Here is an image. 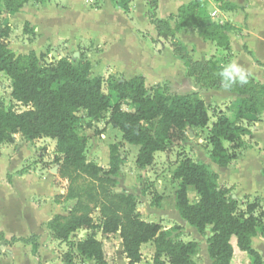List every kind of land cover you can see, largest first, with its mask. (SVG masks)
Wrapping results in <instances>:
<instances>
[{
	"label": "trees",
	"instance_id": "16d2710c",
	"mask_svg": "<svg viewBox=\"0 0 264 264\" xmlns=\"http://www.w3.org/2000/svg\"><path fill=\"white\" fill-rule=\"evenodd\" d=\"M113 1L126 14L131 12V0ZM217 1L224 11L237 9L224 0ZM46 2L0 0V17L3 12L14 15L28 5ZM158 2L151 0L152 22L160 38L172 40L174 54L184 62L188 76L203 90L227 89L239 96L235 105L214 113L215 122L209 131L210 158L218 167L228 169L236 160V152L242 148L244 137L252 133L250 124L259 121L264 113V84L249 75H246L247 83H230L222 76L226 67L214 59L195 61L187 48L176 40L183 29H200L204 41L225 50L231 49L228 33L233 30L232 26L212 22L201 2L192 1L182 6L177 15L156 19ZM8 37L9 30L5 28L0 32V74H6L12 81L13 101L29 109L16 112L0 105V145L15 143L17 135L28 140H55L60 177L70 183L67 197L76 200V205L70 216L56 215L48 223L53 237L69 243L78 232L93 231L87 239H78L75 244L77 257L96 264H110L104 243L94 234L97 226L92 214L94 209H99L102 235L106 238L118 235L122 239L129 264L142 262L141 248L150 242L155 245L153 264H198L194 260L197 242H183L175 234L178 228L164 230L159 224L142 220L133 196L112 193L105 188L112 177L120 174L123 153L119 145L111 147L108 170L88 162V139L78 131L82 120L79 113L84 112L85 117L94 122L109 113L108 124L121 132L126 143L140 147L136 165L146 169L154 164L156 153L166 152L170 145L181 146L191 132L196 134V131L208 128L211 106L198 92L169 94L159 86L149 90L142 76L110 83L108 87L112 92L106 94V80L92 77V66L88 61L63 58L56 64L40 65V56L35 52L15 55L6 42ZM112 94L117 98L114 105ZM125 101L132 110L123 109ZM173 174L179 182L176 208L181 218L201 235L212 226L207 243L213 264L232 263L234 240L237 247L252 258L253 264H264L261 255L252 247L254 237H264V210L257 211V202L250 203L246 211L239 210L229 188L220 186L218 173L191 158L181 160ZM79 178L89 179L93 186L85 191L76 190L75 183ZM190 188L199 197L194 203L189 199ZM36 239V236L13 238L12 242L38 247ZM75 259L73 250L62 256L64 264H75Z\"/></svg>",
	"mask_w": 264,
	"mask_h": 264
},
{
	"label": "rangeland",
	"instance_id": "374dc122",
	"mask_svg": "<svg viewBox=\"0 0 264 264\" xmlns=\"http://www.w3.org/2000/svg\"><path fill=\"white\" fill-rule=\"evenodd\" d=\"M135 2L136 0H131L130 13L133 14L131 21H134L136 26L144 28L135 33L145 41V44L136 41V36L133 35L134 39L130 36L134 25L129 23L127 15L119 9H114L106 0H103L102 11L95 9L99 7L100 0H47L45 4L34 3L14 15H8L5 12L0 17V32L8 28L9 37L6 42L15 55H28L35 51L40 56V65L56 64L63 58L75 62H78L80 58L88 61L92 66V77H103L106 80L104 86L106 94L112 92L108 84L126 82L137 76L144 77L145 85L149 90H154L159 86L169 94L182 95L192 91L200 92L201 97L212 108L209 127L196 131L192 137L189 135L181 146L170 145L166 152L156 153L154 164L146 169H140L136 165L140 147L126 143L121 132L108 124L109 113L104 114L103 119L99 122H94L87 119L84 112H80L79 116L82 120L78 131L81 136L88 139L86 150L88 162L96 163L105 170L109 169L111 147L120 146L124 156L122 170L117 177H112L111 182L106 183L105 188L112 193L133 196L142 220L159 224L164 230L178 228L175 234L183 242H190L189 240L197 242L198 250L194 260L196 261L198 258L202 262L205 258L204 243L207 237L212 234V226H208L205 234L201 237L193 238L191 233L193 227L181 218L176 208V192L179 189V182L174 179V170L178 163L185 158L203 163L213 172L218 173L220 186L229 188V194L237 201L239 210L246 211L247 206L254 202L259 204L257 211L264 210V114L261 115L257 123L250 124L252 133L244 137L242 148L236 152V160L230 167L226 169L215 165L210 158L209 131L212 123L215 122L214 113L220 108L225 111L230 108L228 104L232 102V99L220 92L221 89H199L193 79L185 73L183 62H180L174 55L173 50H169V45L173 49L172 40L158 37L159 41L163 42V45H159V41L151 36L149 25L146 26V23L152 22L151 0H144L146 7L142 0ZM162 3L163 8L166 0H162ZM253 8V13L259 18L258 25L260 28H264V6L259 8L254 4ZM44 17L50 21L44 22ZM232 18L228 19L230 20L229 25L232 26L233 33L238 37L243 32L244 26H240L241 23ZM102 21L105 23L101 24ZM36 28H39L43 35H38ZM100 31L106 32L108 40H111L113 44L110 41L105 43L93 41ZM198 34V31L188 34L187 40L193 46L194 53L200 59L205 60L209 53L214 52L216 46L212 43L207 45L198 43L197 40L195 41L197 37H194ZM241 38L243 37L241 36ZM215 54L218 57L212 58L218 59L224 67L230 65V60L234 58L232 49L219 48ZM114 58L122 59L114 61L112 60ZM225 91L231 93L227 89ZM11 93L12 81L6 74L1 73L0 105L16 112L29 109V107H24L13 101ZM116 103L117 98L115 94H112V104ZM123 109L132 110L133 108L125 101ZM15 142L21 147H35L36 150L34 157H28L29 159L23 165L19 161L20 158L10 160L8 157H3L5 159L0 160V211L6 210L8 215L11 213V216L18 220L19 235L27 236L30 230L23 225V220L33 215L32 196L38 199L40 195L47 199L50 193L46 172L37 175L36 171L37 169L48 170L59 166V163L56 162L59 157L56 154L55 140L49 138H42L41 141L28 140L17 135ZM5 145L7 144H2L0 149ZM9 173L27 174L25 178H17L20 180L17 185L20 186L16 189V194H13V190L7 187L8 181L11 179ZM22 179L25 181L21 183ZM55 185L59 188L62 184L57 179ZM69 186L68 182L65 187L67 193L64 199L57 195L58 201L66 206L67 216H70L76 205V200H70L67 197ZM92 186L93 183L86 178H79L75 183V189L81 191L88 190ZM189 199L193 203L199 199L193 188L189 189ZM157 202H160L159 206L156 205ZM92 217L97 226L94 234L98 240L104 243L107 259L115 264H123L122 240L118 235L110 238L102 235L99 228L102 221L99 209H94ZM92 232L83 230L78 232L76 237H72L69 243L61 242L59 245L60 254L63 256L64 253L73 250L76 256L75 264H96L95 261L77 257L75 251L78 239H87ZM23 246L17 250L16 264H33V261L30 260V252L28 249L24 250ZM152 246L155 247L154 243L150 242L144 248L145 255L148 256Z\"/></svg>",
	"mask_w": 264,
	"mask_h": 264
},
{
	"label": "crops",
	"instance_id": "0c3cea01",
	"mask_svg": "<svg viewBox=\"0 0 264 264\" xmlns=\"http://www.w3.org/2000/svg\"><path fill=\"white\" fill-rule=\"evenodd\" d=\"M100 1H101V3L99 5V7L95 8V9L102 11L103 10V6H102L103 0H100ZM106 1L109 4H111L114 7V9H119L121 12H123L125 15H127V17H128L127 19L129 21V23L134 25L132 35H130V36H132V38H133V35L136 36V41L141 42V44L144 42V44H145V41H143L141 38H139L138 34L136 35V33H135L139 29L143 30L144 28H140V27L136 26L134 24V21H131V17H133V14L132 15H131V13L129 15L126 14L124 12V10L113 0H106ZM137 1L138 0H136V2ZM142 1L145 4L144 0H142ZM192 1L193 0H166L165 7L162 8V4H163L162 0H159L158 7H157V10L155 12L156 19H167L171 15H177L179 9L182 6L188 5ZM224 1L229 3V4H232L235 7H237V9L233 10V11H224L219 7V9L221 11V13L219 14V17L225 21H228V25H229V21H230L228 19L230 17H233L232 19L236 20L238 23H241L240 26H242V25L244 26L243 32H241L238 35V37L235 33H233V31L228 33L229 38H230V42H231L232 53L234 54V58H232L230 60V65L235 64L237 67H239L243 70L245 75L252 76L257 82L264 84V28H260V26L258 25V22H259L258 19L259 18L256 17V15L252 11L254 9L253 8L254 4H256L257 7H259V8L264 6V0H224ZM133 4L134 3L132 2V5ZM219 6H220V3H219ZM145 7H146V4H145ZM203 9L209 15V18H210V14L212 11H214L215 7L211 3H206V4H203ZM132 10H133V8H132ZM4 14H5V12H3V15ZM6 14L12 15V14H9L8 12H6ZM47 20H48V18H45V17L43 18L44 22H46ZM144 20L146 21V17L144 18ZM147 20H148V17H147ZM210 20H212V19H210ZM48 21H50V20H48ZM104 23L105 22L102 21L101 24H104ZM148 25H149V28L151 30L150 31L151 36L155 37L156 41H159L160 38H158L159 36H158L157 30L155 28V25L152 22H149V24L146 23V26H148ZM145 28H147V27H145ZM195 31L199 32L198 36H194V37H197V39H195V41L197 40V42L200 43L201 45H207L208 43H211V42H206L203 40V38H202L203 31L202 30L193 29V28H186V29H183L182 31H180L176 36V40L181 41L180 43H182L187 48L190 56L195 61L206 62L210 59H214L212 57L217 56L215 53L217 51H219V47L216 46V44H215L216 47L214 48V52L209 53V56L205 60L202 58L200 59L194 53V48L191 44H189V42L187 40V37H188L187 35L188 34L190 35L191 33L195 32ZM36 32L38 35L42 34L40 32L39 28H36ZM241 36L243 38H241ZM94 40H96V43H105L107 41L108 42L110 41V43L112 42L111 40H108V36H107L106 32H104V31H100V34L96 35V38H94L93 41ZM162 43L163 42H160V41L158 42L159 45H163ZM112 44H113V42H112ZM212 44H214V43H212ZM168 47H169L170 51L173 50L171 45H169ZM168 47H166V49H168ZM247 47H249V49H247ZM32 52H35V51H32ZM173 52H174V50H173ZM204 58H206V57H204ZM120 59H122V58H120ZM120 59L114 58L112 60L116 61V60H120ZM178 59L180 62H183L180 58H178ZM129 60H130V57H129ZM214 60L218 61V59H214ZM183 64H184V62H183ZM230 65H228V66L226 65V67L228 68ZM184 66H185V64H184ZM184 68H185V73L188 76V71H187L186 66ZM189 78H191V77H189ZM193 81H194V79H193ZM197 87H199V86L197 85ZM199 89H201V88L199 87ZM201 90H203V89H201ZM215 90H217V89H215ZM225 90L221 89L220 92H223L225 95L228 96V98L232 99L231 100L232 102L228 104L229 107H231V106L235 105L239 96L237 94H234V93H232V94L228 93ZM193 92H198V91H192L189 93H193ZM198 93L200 94V92H198ZM174 94H177V93H174ZM219 110L225 111V109H222V108H220ZM213 123H212V125H213ZM41 140L42 139H37L36 141H41ZM35 150H36L35 147H32V148H29L28 146L21 147L18 145L17 142H15L13 144H7V145L3 146L2 149H0V160L5 159L3 157H8V159H10V160H12L14 158H20L19 161H20L21 165H23L30 157H34ZM59 171H60V166H55L51 169L49 168L48 170H41V169L38 170L37 169V171H36L37 175H39L43 172H46V177H47L46 181H47L48 186L50 185V187H48L50 189V193H49L47 199H45V196L42 197L39 195L38 196L39 200H38L37 197L32 196L31 199H33V202H32L33 203L32 204L33 205V215L28 217V218H25V220H23V222H24L23 225L27 226V228L30 230L29 235H27V236L19 235L18 223H17L18 220H16V218H14L13 216H11V213H10V215H8L7 212H5L6 210L0 211V213H1L0 214V219H1L0 221H2V222H0V264H16L17 250L22 245H24L23 246L24 250L28 249V251L30 252V254H31L30 260L33 261V264H64L63 260H62V255L60 254V248H59V245L61 242L53 237V234L51 233V231L48 229V226H47L48 223L50 221H52L56 215L67 216L66 206L64 203L58 201L57 195L62 196V199H64V196L67 193V190L65 187L67 186L68 181L64 180L60 177ZM9 175L11 176V179L8 181L9 184L7 185V187H9V189L11 188V190H13L12 191L13 194L14 193L16 194V189L19 188V186H20V185H17L18 182H20V180H18L17 178H20V179L25 178V176L27 174L20 175V174L16 173L14 175L12 173H9ZM57 179L62 184L59 186V188H57V186L55 185V181ZM39 180H41V177H39ZM24 181H25V179H22L21 183ZM43 201H44V203H43ZM193 228L191 230V233L193 234V238L197 239L198 237H201L202 235L199 234V232L197 230H194ZM32 236H36L38 247H36L33 244H24L21 242L13 243L12 242L13 238L21 239V238H30ZM210 236L207 237V240ZM207 240L204 243V251H203L205 258L203 259L202 262H201V260L196 258V261L199 264H213L212 260L209 257V254H207L208 253L207 252L208 251ZM189 241H191V240H189ZM147 245L148 244H145L141 248V251L143 254V259H142V262L140 264H153V258L155 255V247L152 246L150 248V250L148 252V256H147V255H145V252H144V248ZM233 246H234V258H233L231 264H253L252 258L247 253L241 251L237 247L235 240L233 241ZM252 247L261 255V257L263 258V261H264V237H262L261 235H257L256 237H254L252 239ZM104 248H105V245H104ZM121 249H122V252L124 253L123 244H121ZM109 263L115 264L114 262H110V261H109ZM123 264H129V260L126 258L125 254H123Z\"/></svg>",
	"mask_w": 264,
	"mask_h": 264
},
{
	"label": "clouds",
	"instance_id": "9594fccd",
	"mask_svg": "<svg viewBox=\"0 0 264 264\" xmlns=\"http://www.w3.org/2000/svg\"><path fill=\"white\" fill-rule=\"evenodd\" d=\"M222 76L225 77L230 83L239 82L241 84L247 83V77L243 70L237 67L235 64L230 65L222 72Z\"/></svg>",
	"mask_w": 264,
	"mask_h": 264
},
{
	"label": "built area",
	"instance_id": "2783aa9c",
	"mask_svg": "<svg viewBox=\"0 0 264 264\" xmlns=\"http://www.w3.org/2000/svg\"><path fill=\"white\" fill-rule=\"evenodd\" d=\"M193 1H199L202 4H206V3L213 4L215 9L210 14V19H212L211 21L215 22L219 25H222V26L226 25V21L219 17V14L221 13V11L219 9L220 6H219V2L217 0H193Z\"/></svg>",
	"mask_w": 264,
	"mask_h": 264
},
{
	"label": "water",
	"instance_id": "95a60500",
	"mask_svg": "<svg viewBox=\"0 0 264 264\" xmlns=\"http://www.w3.org/2000/svg\"><path fill=\"white\" fill-rule=\"evenodd\" d=\"M190 136L192 137V136H194V134L191 132V133H190Z\"/></svg>",
	"mask_w": 264,
	"mask_h": 264
}]
</instances>
